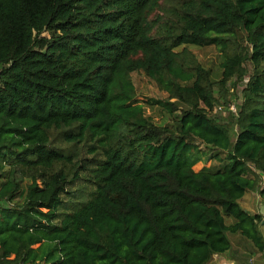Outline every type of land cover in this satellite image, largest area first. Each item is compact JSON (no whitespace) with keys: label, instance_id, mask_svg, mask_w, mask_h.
<instances>
[{"label":"trees","instance_id":"1","mask_svg":"<svg viewBox=\"0 0 264 264\" xmlns=\"http://www.w3.org/2000/svg\"><path fill=\"white\" fill-rule=\"evenodd\" d=\"M173 1L0 0V264H210L228 234L264 251L262 217L240 205L264 197V0ZM189 46L225 54L220 80ZM135 72L168 94L147 104L171 124L146 115ZM230 84L244 87L226 121L210 113ZM54 130L104 156L63 218L85 166L51 147ZM197 142L216 166L197 169Z\"/></svg>","mask_w":264,"mask_h":264},{"label":"rangeland","instance_id":"2","mask_svg":"<svg viewBox=\"0 0 264 264\" xmlns=\"http://www.w3.org/2000/svg\"><path fill=\"white\" fill-rule=\"evenodd\" d=\"M177 1L167 3V9L177 8ZM180 10V9H179ZM188 51L197 58L199 63H201L206 69L212 71V77L215 81L221 79V63L223 62L225 54L220 51L219 48L211 47H185ZM183 49L180 48L178 51ZM236 48L230 46L228 54H235ZM246 68L251 73L253 70L252 65L248 62L246 63ZM136 88V100L139 103H142L146 109V115L150 116L156 125H168L172 123V118L167 115L159 106L151 107L147 103L152 100H166L168 94L160 90L157 84L149 79L142 72H135L131 75ZM245 80V82H247ZM244 82V84H245ZM244 84L234 87L230 84V93L234 95L233 102L231 107L234 109V112L231 108H228L225 105H217L213 112L210 113L211 116H219L222 119L228 120L229 116H237L238 105L241 104V91L244 87ZM171 102H174L172 100ZM51 147L59 151H62L66 156H71L73 158L74 164H78V167L82 164L85 166V169L79 171V179L76 180L73 184L68 186V194L63 196V205L60 211V218L64 217V214L73 213L78 211L85 202L92 198L96 191V185L91 181L93 170L104 160L103 152L100 149H96V152H93L95 146L92 142H85L81 145L69 144L64 140L62 131H52L50 133ZM200 145L202 152H205L207 155L204 157V160L201 164L197 166V169L209 168L216 166L218 162L215 159H209L212 156H215L218 152L206 148L205 146ZM222 155V154H221ZM225 158V156H221ZM70 166H68L67 171L70 173L71 178L75 174L74 171H70ZM235 221L232 218H226V223L228 225L233 224ZM229 239L231 240L233 234H228ZM234 240V239H233ZM247 240V239H246ZM248 244L251 245V242L248 241ZM232 251V250H231ZM231 251L228 253L230 254Z\"/></svg>","mask_w":264,"mask_h":264},{"label":"crops","instance_id":"3","mask_svg":"<svg viewBox=\"0 0 264 264\" xmlns=\"http://www.w3.org/2000/svg\"><path fill=\"white\" fill-rule=\"evenodd\" d=\"M240 205L249 214L262 217L259 231L264 239V197L257 191L250 192L240 201ZM230 241L232 244L231 253L215 255L210 264H264V251H257L241 235H233Z\"/></svg>","mask_w":264,"mask_h":264},{"label":"built area","instance_id":"4","mask_svg":"<svg viewBox=\"0 0 264 264\" xmlns=\"http://www.w3.org/2000/svg\"><path fill=\"white\" fill-rule=\"evenodd\" d=\"M231 108V107H230ZM232 109V108H231ZM233 111H234V109H232ZM234 112H236V111H234ZM238 113V112H237Z\"/></svg>","mask_w":264,"mask_h":264}]
</instances>
